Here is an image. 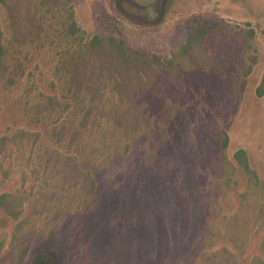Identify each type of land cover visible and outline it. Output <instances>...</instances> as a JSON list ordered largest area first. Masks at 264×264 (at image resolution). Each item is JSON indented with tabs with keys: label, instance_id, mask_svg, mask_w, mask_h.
I'll list each match as a JSON object with an SVG mask.
<instances>
[{
	"label": "rangeland",
	"instance_id": "1",
	"mask_svg": "<svg viewBox=\"0 0 264 264\" xmlns=\"http://www.w3.org/2000/svg\"><path fill=\"white\" fill-rule=\"evenodd\" d=\"M263 82L264 0H0V264H264Z\"/></svg>",
	"mask_w": 264,
	"mask_h": 264
},
{
	"label": "trees",
	"instance_id": "2",
	"mask_svg": "<svg viewBox=\"0 0 264 264\" xmlns=\"http://www.w3.org/2000/svg\"><path fill=\"white\" fill-rule=\"evenodd\" d=\"M54 4L56 6H63L65 8H71V0H53ZM202 32L201 27L198 25V22L196 20H193L191 30L188 36V39L186 43L182 46L181 50L185 51L189 47H191V43L194 39L199 37L200 33ZM102 44L101 40L98 38H93L90 41V46L92 49L99 48L100 45ZM109 46L111 49H113L121 58L124 59V61H127L130 59L131 61V56L129 57V54H127L126 49L117 41H115L113 38L109 39ZM264 82L263 86L259 88V90L264 89ZM117 122H119V118H117ZM220 147L222 149H225L228 143V137L225 133H223L220 137Z\"/></svg>",
	"mask_w": 264,
	"mask_h": 264
}]
</instances>
